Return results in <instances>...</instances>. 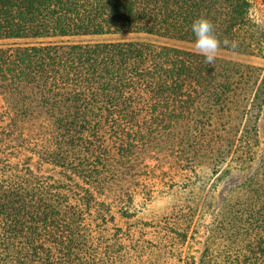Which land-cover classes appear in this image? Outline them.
I'll list each match as a JSON object with an SVG mask.
<instances>
[{"label": "trees", "instance_id": "16d2710c", "mask_svg": "<svg viewBox=\"0 0 264 264\" xmlns=\"http://www.w3.org/2000/svg\"><path fill=\"white\" fill-rule=\"evenodd\" d=\"M201 15L214 65L178 45ZM249 59L252 0H0V264H264Z\"/></svg>", "mask_w": 264, "mask_h": 264}, {"label": "rangeland", "instance_id": "374dc122", "mask_svg": "<svg viewBox=\"0 0 264 264\" xmlns=\"http://www.w3.org/2000/svg\"><path fill=\"white\" fill-rule=\"evenodd\" d=\"M252 1H253V14L264 28V0H252ZM178 45L181 47L196 50L195 46L186 45V44H178ZM217 55L224 57H231V55L222 52H218ZM249 60L261 66H264V59H249ZM263 125H264V119H263ZM170 193H168L167 190H165L163 194H155L158 197L156 198L154 203L149 205L148 209L141 214V217H143L146 220H151V219L156 220L166 216L170 210L171 205L173 204V198H172L173 194ZM118 220H119V225L121 226L125 225L126 222H124L120 216H118ZM199 247L200 245L195 244L192 251L196 252V250Z\"/></svg>", "mask_w": 264, "mask_h": 264}, {"label": "clouds", "instance_id": "9594fccd", "mask_svg": "<svg viewBox=\"0 0 264 264\" xmlns=\"http://www.w3.org/2000/svg\"><path fill=\"white\" fill-rule=\"evenodd\" d=\"M191 30L195 35L194 46L196 51L204 56L206 64L214 65L221 43L227 46L229 41L225 39L221 42L215 35L213 22L203 15L193 20ZM231 43L235 46V41Z\"/></svg>", "mask_w": 264, "mask_h": 264}]
</instances>
